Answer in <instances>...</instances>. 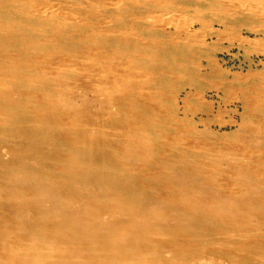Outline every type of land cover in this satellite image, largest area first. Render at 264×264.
<instances>
[{
	"label": "bare ground",
	"instance_id": "6f19581e",
	"mask_svg": "<svg viewBox=\"0 0 264 264\" xmlns=\"http://www.w3.org/2000/svg\"><path fill=\"white\" fill-rule=\"evenodd\" d=\"M85 1L0 0V264H264L259 132L222 147L179 106L227 81L194 29L264 21V0Z\"/></svg>",
	"mask_w": 264,
	"mask_h": 264
},
{
	"label": "rangeland",
	"instance_id": "374dc122",
	"mask_svg": "<svg viewBox=\"0 0 264 264\" xmlns=\"http://www.w3.org/2000/svg\"><path fill=\"white\" fill-rule=\"evenodd\" d=\"M31 1L37 2L38 9L54 13L59 18L77 15L70 4L87 7L85 0ZM178 8L179 5L164 6L155 13L160 20L174 22L179 27L195 16L203 21V5L183 14L178 13ZM90 9L91 13L95 11L93 7ZM104 11H107L105 7H97L99 14ZM249 16L248 23L226 30L213 31L211 27L203 29L199 26L194 29L193 35L201 44L205 38L211 37L207 50L203 44L198 49L204 53L201 64L212 66L224 74L227 81H203V85L191 94L181 95L179 106L187 121L196 126L200 134L211 132L220 137L222 147L241 141V128L250 126L259 132L257 142L246 143L247 148L254 151L264 149V21L256 10ZM249 97L258 100L249 101Z\"/></svg>",
	"mask_w": 264,
	"mask_h": 264
}]
</instances>
